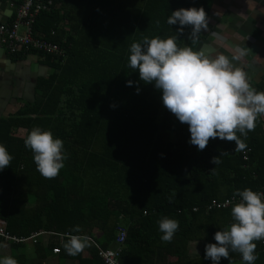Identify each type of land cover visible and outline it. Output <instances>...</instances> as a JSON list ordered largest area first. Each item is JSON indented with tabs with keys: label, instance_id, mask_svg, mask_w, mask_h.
<instances>
[{
	"label": "trees",
	"instance_id": "obj_1",
	"mask_svg": "<svg viewBox=\"0 0 264 264\" xmlns=\"http://www.w3.org/2000/svg\"><path fill=\"white\" fill-rule=\"evenodd\" d=\"M50 1L49 9L34 18L32 31L46 37L57 32L51 40L61 43L67 56L61 62L33 53L48 67V75L37 79L32 102L0 118V144L13 157L0 170L5 232L15 237L50 233L46 242L39 238L31 245L38 258L57 255L77 264H103L92 246L69 256L63 248L68 238L57 235L91 237L97 232L100 247L109 249L122 226L127 236L120 264H212L204 258L205 245L216 243L214 234L234 222V205L210 211L205 207L213 199L238 197L233 195L237 190L264 192V120L257 118L246 139L237 132L248 146L244 151L219 138L198 150L189 143L188 126L163 106L154 84L139 79L128 57L131 44L142 43L144 37L175 36L178 47L198 51L202 31L193 44L191 27L181 34L180 26L168 25L167 18L192 7H202L209 17L213 0ZM8 56L13 62L27 58L22 52ZM250 85L264 92V79ZM34 127L63 141L66 159L54 179L41 176L24 146ZM213 157L220 163L213 164ZM163 217L179 222L170 243L160 239L157 221ZM77 225L81 233L71 231ZM0 243L17 252L12 258L25 260L26 243L2 238ZM254 243L255 264H264L263 246ZM55 247L59 254L52 253ZM219 264L243 262L230 250L228 260Z\"/></svg>",
	"mask_w": 264,
	"mask_h": 264
},
{
	"label": "clouds",
	"instance_id": "obj_2",
	"mask_svg": "<svg viewBox=\"0 0 264 264\" xmlns=\"http://www.w3.org/2000/svg\"><path fill=\"white\" fill-rule=\"evenodd\" d=\"M167 24H178L177 31L181 34L185 26H190L189 40L194 44L201 31H207L208 17L202 7L181 8L171 13ZM238 52L241 56L245 54L244 50ZM128 65L137 70L141 81L154 84L161 92L163 106L188 126L189 143L198 150H204L209 140L216 138L234 142L235 151L247 149L237 132L246 139L247 133L254 131L257 118L264 115V92L254 89L246 73L234 67L227 56L219 54L210 58L190 46L178 47L175 36L144 37L142 43L131 44ZM24 146L31 150L36 170L45 179H54L64 167L63 141L54 138L50 131L34 127ZM12 159L0 144V170L9 167ZM211 162L219 164V157H213ZM233 195L239 197V202L231 208L234 222L227 230L214 234L216 243L205 245L204 258L219 264L222 258L228 260L231 250L240 254L243 264H255L258 256L254 254L257 247L254 241L264 240V193L246 188ZM157 223L161 241L170 243L179 222L163 217ZM71 231L83 230L77 225ZM89 246L87 235H69L63 244L69 256H76ZM0 264H18V261L6 256L0 259Z\"/></svg>",
	"mask_w": 264,
	"mask_h": 264
},
{
	"label": "crops",
	"instance_id": "obj_3",
	"mask_svg": "<svg viewBox=\"0 0 264 264\" xmlns=\"http://www.w3.org/2000/svg\"><path fill=\"white\" fill-rule=\"evenodd\" d=\"M17 2L18 0H0V23H7L12 20L17 9ZM227 42H231L244 50L254 47L257 72L250 71L246 66L251 58L246 54L242 56L236 54L230 49ZM199 49L204 52H212L214 58L219 54L227 56L234 67L240 68L246 73L249 84L264 79V0H213L208 17V29L207 31L202 30ZM6 56L9 58L8 54ZM234 56H238V59H233ZM35 62H38L37 59ZM0 63L1 66L8 67L6 62L0 61ZM17 63L28 66L31 64L25 61ZM4 74L6 79L3 84L6 86L10 84L12 76L10 75L11 72H4ZM15 106H17L16 109L10 111L9 114L14 113L20 104L17 103ZM8 110H11V107L3 111L1 117ZM262 118L264 120V115ZM5 245L0 243V248L7 254L9 251ZM191 245L198 246L195 243ZM195 247L191 248L195 249ZM23 253L26 263L29 261L30 264H77L69 259L58 258L57 255L38 258L29 244L24 246Z\"/></svg>",
	"mask_w": 264,
	"mask_h": 264
},
{
	"label": "built area",
	"instance_id": "obj_4",
	"mask_svg": "<svg viewBox=\"0 0 264 264\" xmlns=\"http://www.w3.org/2000/svg\"><path fill=\"white\" fill-rule=\"evenodd\" d=\"M51 5L50 0H20L17 5L16 12L10 22L0 23V44L8 55L24 53L27 57H35V54L48 55L54 57L57 61L63 62L66 59V50L61 43L52 41L57 36V32L52 31L48 37L43 34L32 31L34 18L40 11H46ZM64 42V40H63ZM35 53V54H33ZM36 58V57H35ZM243 152L244 160L247 159V152ZM264 193L263 191H259ZM231 201V203H229ZM239 202V197H228L223 200L213 199L205 207L206 211L221 210L235 205ZM4 223L0 222V238L4 241H11L19 244H36L38 239H43L44 242L49 238L50 233L38 231L31 234L29 237H15L5 232ZM60 238L69 237V235H57ZM126 229L122 226L117 227L114 247L103 249L96 241V235L90 238V246L97 250L99 258L103 264H120L119 256L122 252L123 244L126 240ZM261 246L264 249V240H260ZM53 254H59L60 249L55 247L52 249Z\"/></svg>",
	"mask_w": 264,
	"mask_h": 264
},
{
	"label": "water",
	"instance_id": "obj_5",
	"mask_svg": "<svg viewBox=\"0 0 264 264\" xmlns=\"http://www.w3.org/2000/svg\"><path fill=\"white\" fill-rule=\"evenodd\" d=\"M227 45L230 47V49H232L238 55H239L238 50H244V49L238 47L237 45L232 44L231 42H227ZM198 51L199 52H203L205 55L209 56L210 58H214L212 56V52H204L202 49H199ZM244 52H245L246 55H248L251 58L249 60V62L247 63V65H246L247 68L250 71L257 72L256 71L257 64H256V61L254 60V56H255L254 47L248 49V54H247V50H244ZM0 61L6 62L5 64H6V66H8V67H4V66L0 65V84H2L5 81V79H6L4 72H6V73H10L11 72V74H10L11 76H13L14 74L18 75L19 74L18 70L20 68H22V65L17 63V62H13L10 58H8L6 56V54L4 53V50H3V48L1 46H0ZM25 67H28V66H25ZM24 73H26V75L33 74L35 82L33 84H31L29 92L25 91L24 95L22 93H19V94L17 93V98H24L25 94H34V89H35V85H36L37 79L38 78H42V77H46V75L48 73V67L43 65V64H40L38 62H35V63H31L29 65V68H24ZM2 97H4V94L3 95L0 94V104H1V98ZM17 98L15 97L12 100V102L15 103L17 101ZM4 104L5 103H3L2 106L0 107V118H1V115H2V113L4 111V108H2L4 106Z\"/></svg>",
	"mask_w": 264,
	"mask_h": 264
},
{
	"label": "flooded vegetation",
	"instance_id": "obj_6",
	"mask_svg": "<svg viewBox=\"0 0 264 264\" xmlns=\"http://www.w3.org/2000/svg\"><path fill=\"white\" fill-rule=\"evenodd\" d=\"M4 53L7 54L5 52V50H4ZM25 66H28V65H22V68H20L18 70L19 71V74H18L19 76L18 77H17L16 74L14 76H12L11 81H10V84H8L6 86H4L3 83L0 84V94L1 95L4 94V97L1 98L0 107L2 106L3 103H5L4 106L2 107V108H4V111L8 107H11L12 108L17 103H19L18 100L20 98H17V93L18 94L19 93H22L24 95V92L25 91H28L29 92L30 87H31V84H33L35 82V79H34V75L33 74H31V75H26V73L25 74H22V73H24V68H29V66L28 67H25ZM15 97L17 98V101L15 103H13L12 100Z\"/></svg>",
	"mask_w": 264,
	"mask_h": 264
},
{
	"label": "rangeland",
	"instance_id": "obj_7",
	"mask_svg": "<svg viewBox=\"0 0 264 264\" xmlns=\"http://www.w3.org/2000/svg\"><path fill=\"white\" fill-rule=\"evenodd\" d=\"M35 60H36V58H34V57H28V58H26V60H25V62H27V63H31L32 61H34L35 62ZM33 62V63H34ZM48 75V74H47ZM35 99V95L34 94H25V96H24V98H20L19 100H18V104H20V107L21 106H23L24 104H26V103H28V102H32L33 100ZM16 107L17 106H15V107H13V108H11V110H8V111H6L5 113H4V116H6V115H8L9 113H10V111H13L14 109H16ZM96 233V235H97V232H95ZM29 245H31L30 243H28ZM193 244V243H192ZM198 245V244H197ZM6 247V249H7V251H9V253L7 252V254H5L4 253V251H3V249H1L0 248V259H2L3 257H6V256H11V253L13 254V255H16L17 254V252L16 251H14V250H10V248H9V246L8 245H5ZM190 247H195V246H193V245H191L190 244ZM194 250H196V251H199V245L197 246V247H195V249ZM17 261H18V264H25L26 263V259L25 260H23V258H21V257H18L17 259H16ZM26 264H30L29 263V261H27V263Z\"/></svg>",
	"mask_w": 264,
	"mask_h": 264
}]
</instances>
